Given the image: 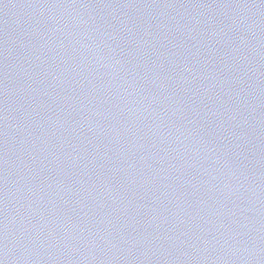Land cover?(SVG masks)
<instances>
[{"label":"water","instance_id":"obj_1","mask_svg":"<svg viewBox=\"0 0 264 264\" xmlns=\"http://www.w3.org/2000/svg\"><path fill=\"white\" fill-rule=\"evenodd\" d=\"M0 264H264V0H0Z\"/></svg>","mask_w":264,"mask_h":264}]
</instances>
